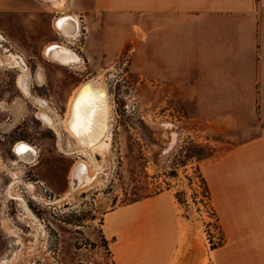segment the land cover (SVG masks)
<instances>
[{
    "label": "rangeland",
    "instance_id": "374dc122",
    "mask_svg": "<svg viewBox=\"0 0 264 264\" xmlns=\"http://www.w3.org/2000/svg\"><path fill=\"white\" fill-rule=\"evenodd\" d=\"M2 1L16 3L17 9H0V33L31 79L23 81L29 98L18 87V69L0 66V264L14 254L11 264H114L102 231L105 214L134 199L169 189L182 200L185 214L198 220L204 241L211 248L222 245L224 234L200 163L260 131L255 107L202 106L192 97L195 92L155 82L152 60L143 58L142 52L122 50L110 59L95 61L81 51V32L72 49L84 64L69 68L49 62L42 49L60 40L52 27L53 13L43 10L39 0ZM109 64L114 70L105 72ZM39 68L42 83L36 80ZM93 70L96 75L104 71L110 97L109 143L103 150L105 155L94 154L103 172L88 188L75 192L69 203H41V197L52 201L67 193L69 171L78 159L58 148L55 131L37 119L39 108L31 98L46 102L51 108L48 115L61 118L71 93L95 76L90 74ZM14 107L16 113L11 109ZM224 111L232 114L226 116ZM69 138L62 133V147L71 145ZM19 141L36 148L34 165L12 164L16 156L10 148ZM19 169L24 182L36 183L31 194L22 183L15 188L43 230L37 242L36 230L19 219L23 212L18 202L5 196L13 182L8 170ZM2 209L22 234L23 243L18 244V238L5 227Z\"/></svg>",
    "mask_w": 264,
    "mask_h": 264
},
{
    "label": "crops",
    "instance_id": "0c3cea01",
    "mask_svg": "<svg viewBox=\"0 0 264 264\" xmlns=\"http://www.w3.org/2000/svg\"><path fill=\"white\" fill-rule=\"evenodd\" d=\"M54 1L39 0L53 19ZM16 5L0 0V9ZM64 11L78 16L86 57L142 52L155 82L195 92L202 106L255 107L260 123L255 136L200 163L222 245L204 241L169 189L105 214L113 263L264 264V0H65Z\"/></svg>",
    "mask_w": 264,
    "mask_h": 264
},
{
    "label": "bare ground",
    "instance_id": "6f19581e",
    "mask_svg": "<svg viewBox=\"0 0 264 264\" xmlns=\"http://www.w3.org/2000/svg\"><path fill=\"white\" fill-rule=\"evenodd\" d=\"M64 4L65 0H55V2L52 4L53 10L57 14L52 21V27L54 30H57L59 35L65 38L67 41L64 44L50 43L45 46L42 53L49 62H54L69 68H78L84 64L83 59L79 54H77V52H74L70 49V46H72L74 41L81 34L78 27V16H76L75 13L64 11ZM60 14L63 16H60ZM0 49L3 51V56L0 58V66H6L9 68L16 67L18 69V87L21 92L26 95V97H29L28 90L23 82H30L31 77L29 72L27 68L23 66V63L20 61L21 59H19V56L16 54L14 48L1 35V33ZM113 66L114 65L109 64L106 67L108 69H104L105 72L111 69L114 70ZM103 72L101 71L97 75L77 86V88L71 93L67 102L65 115L61 118L57 117L56 115L55 117L48 115V112L51 110V108L46 102L43 101V103L35 97L31 98V100L34 99L32 100L33 103L37 106V108H39L36 113L37 119H39L43 125H46L55 131L58 137V148L63 150L68 155H74L78 159L72 165L69 171V189L67 193L60 198H55L52 201L41 197V199L39 198L41 203L47 202L50 204L52 203L60 205L62 202L66 203L73 198L75 192L88 188V186L97 180L96 178L99 176V174L103 172L101 164L94 160V154L96 152H103V150H106L110 139V97L107 84L104 80L105 78L103 77ZM36 80L38 83L43 82V73L40 68L36 74ZM3 109H5L4 106ZM11 109L14 113H16L15 107ZM63 132L64 134L67 133V135L71 138V145H66L65 147L61 146L60 137ZM105 152H103L104 155ZM13 154L16 157L15 160L12 161V164L21 162L27 165L29 163L34 165L36 163L37 150L35 147L25 141H19L14 145ZM20 171V169L16 170V172L8 170L13 182L6 188L5 196L9 199L16 200V203L18 202L17 204L21 212H23L19 215V219L26 222L36 230L34 242H37L39 236L43 234V230L36 218L29 211L25 201L22 198L23 196L20 194L21 192L15 188L16 184L22 183L26 189V192L31 194L34 190V187L36 186V183L24 182L19 177ZM5 201L6 199L3 200V203H5ZM1 216L3 223L9 230L10 234L18 238L16 240L17 243H23L22 234L17 231V228L6 217L4 214V209L1 211ZM15 256L16 254H14L9 260H2L1 264L13 263L15 261Z\"/></svg>",
    "mask_w": 264,
    "mask_h": 264
},
{
    "label": "trees",
    "instance_id": "16d2710c",
    "mask_svg": "<svg viewBox=\"0 0 264 264\" xmlns=\"http://www.w3.org/2000/svg\"><path fill=\"white\" fill-rule=\"evenodd\" d=\"M177 198H178V197H177ZM137 200H138V199H134V200H132V201H130V202H134V201H137ZM179 201L182 202V200H180V199H179ZM130 202H129V203H130Z\"/></svg>",
    "mask_w": 264,
    "mask_h": 264
},
{
    "label": "flooded vegetation",
    "instance_id": "af4514ba",
    "mask_svg": "<svg viewBox=\"0 0 264 264\" xmlns=\"http://www.w3.org/2000/svg\"><path fill=\"white\" fill-rule=\"evenodd\" d=\"M93 73V71L90 73V74H92ZM13 147V146H12ZM12 147L10 148V151H11V153H12Z\"/></svg>",
    "mask_w": 264,
    "mask_h": 264
},
{
    "label": "built area",
    "instance_id": "2783aa9c",
    "mask_svg": "<svg viewBox=\"0 0 264 264\" xmlns=\"http://www.w3.org/2000/svg\"><path fill=\"white\" fill-rule=\"evenodd\" d=\"M12 153H13V147H12Z\"/></svg>",
    "mask_w": 264,
    "mask_h": 264
}]
</instances>
